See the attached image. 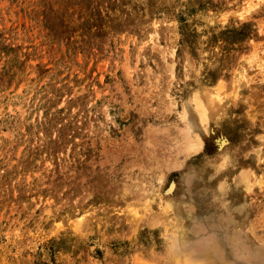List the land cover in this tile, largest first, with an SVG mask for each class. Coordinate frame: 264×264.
I'll list each match as a JSON object with an SVG mask.
<instances>
[{
    "label": "rangeland",
    "instance_id": "1",
    "mask_svg": "<svg viewBox=\"0 0 264 264\" xmlns=\"http://www.w3.org/2000/svg\"><path fill=\"white\" fill-rule=\"evenodd\" d=\"M0 264H264V0H0Z\"/></svg>",
    "mask_w": 264,
    "mask_h": 264
},
{
    "label": "bare ground",
    "instance_id": "2",
    "mask_svg": "<svg viewBox=\"0 0 264 264\" xmlns=\"http://www.w3.org/2000/svg\"><path fill=\"white\" fill-rule=\"evenodd\" d=\"M207 92V91H206ZM207 97L209 98V99H211V100H216V94L213 92V91H208L207 93ZM205 94V95H206ZM209 101V100H208ZM201 104L203 105V106H201V114H202V116H207V114H206V111H205V105L203 104V102L201 101ZM213 109V108H212ZM201 119H202V117H200ZM209 124V123H208Z\"/></svg>",
    "mask_w": 264,
    "mask_h": 264
}]
</instances>
